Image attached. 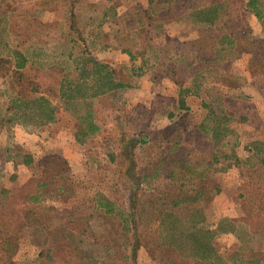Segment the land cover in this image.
<instances>
[{"label": "rangeland", "instance_id": "374dc122", "mask_svg": "<svg viewBox=\"0 0 264 264\" xmlns=\"http://www.w3.org/2000/svg\"><path fill=\"white\" fill-rule=\"evenodd\" d=\"M260 1L0 0V264H264Z\"/></svg>", "mask_w": 264, "mask_h": 264}, {"label": "trees", "instance_id": "16d2710c", "mask_svg": "<svg viewBox=\"0 0 264 264\" xmlns=\"http://www.w3.org/2000/svg\"><path fill=\"white\" fill-rule=\"evenodd\" d=\"M220 1H216L214 3H212V5L210 6V9L207 8H203V9H198V13L201 15L202 14V18L199 19L201 21H203L204 23L208 24V26L210 27V30L208 29L206 31L207 34H209V36L213 35V36H217L216 33L212 34V28L215 29H221L223 30V25H219L220 23H218V21H220V17H219V3ZM261 5L262 2L260 0H246L245 2V6L246 8L250 9L257 17L261 18L262 17V9H261ZM224 19V16L222 17L221 21ZM225 20V19H224ZM244 31V30H243ZM249 31L248 29H245V31L243 33H245V38H248V35L246 34V32ZM211 33V34H210ZM242 33V32H241ZM236 35V33L232 32H224L223 35H221V40L222 38H227L229 37V41H227V44H233L234 41H236V39H239V36ZM219 38V41H221ZM240 40V39H239ZM245 50V49H242ZM91 59V58H90ZM92 63V69L91 71H85V77H89L90 74H92V83L93 85L90 87L92 89V93L91 94H100L103 93L105 91L111 90L113 88H116L118 86H120L122 83L120 81H117L114 78L113 75V68H111L109 65L99 62L95 59H91ZM206 62H208V60H206ZM80 77L84 78L83 75H80ZM84 82H86L85 78H84ZM82 85H80V83H76L74 84V81L71 80L69 82H65L64 80L61 81L60 84V96L62 98H67V99H76L77 97V93L79 96L81 97H85L87 95H85L86 93H82V91L80 90V87ZM184 88L185 87H181V91H180V105L181 107L185 106V101H184ZM51 115L48 116V118L52 117V114L54 112V109H51Z\"/></svg>", "mask_w": 264, "mask_h": 264}, {"label": "crops", "instance_id": "0c3cea01", "mask_svg": "<svg viewBox=\"0 0 264 264\" xmlns=\"http://www.w3.org/2000/svg\"><path fill=\"white\" fill-rule=\"evenodd\" d=\"M22 4V3H21ZM14 14V17H12V15L11 14H7L6 15V13H1V18H3L4 20H5V22L7 21L6 19L8 18L9 20H10V23L9 24H7L8 26V32H9V34H10V36L9 35H7V37H9L11 40H14L16 43L18 42H20V39H21V33L20 34H18L15 30H13L12 31V27H14V21H15V18H23L24 20H25V18H28V19H31V18H33V14H37V12H33V11H31V12H23V13H21V14H17V12H14L13 13ZM49 16V20H54L53 22H58V21H56L59 17H58V14H54V15H52V13L51 14H49L48 15ZM3 19H0V20H3ZM14 19V20H13ZM54 24V23H53ZM33 27H32V30H34V25H32ZM69 28H70V25L68 26V31H69ZM37 30V29H36ZM12 31V32H11ZM31 33L32 34H30L29 36L30 37H33V38H35L36 36H37V31H35L34 30V32H32L31 31ZM69 33V32H68ZM67 33V34H68ZM19 35V37H18V39H19V41L17 40V36ZM17 48H19V46L17 47ZM108 53H110V51L108 52ZM111 55H110V57H108V58H111L112 59V56H113V54H115V55H118L116 52H114V51H111V53H110ZM120 56V55H119ZM121 57H122V55H121ZM108 58L106 59V62H109L110 64H112V62L114 61V59H110V60H108ZM191 99V97H189V100Z\"/></svg>", "mask_w": 264, "mask_h": 264}]
</instances>
